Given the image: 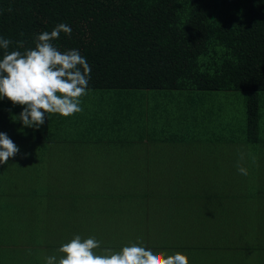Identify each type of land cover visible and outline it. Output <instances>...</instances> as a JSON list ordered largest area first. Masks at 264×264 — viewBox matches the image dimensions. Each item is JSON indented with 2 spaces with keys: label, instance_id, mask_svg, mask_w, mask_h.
<instances>
[{
  "label": "rangeland",
  "instance_id": "374dc122",
  "mask_svg": "<svg viewBox=\"0 0 264 264\" xmlns=\"http://www.w3.org/2000/svg\"><path fill=\"white\" fill-rule=\"evenodd\" d=\"M142 93L87 90L82 111L53 114L45 143L30 149L34 128L11 126L20 151L0 168L33 200L0 202L1 225L18 230L1 234L0 264L59 256L77 234L101 241L98 253L137 243L189 261L264 260V118L252 144L245 93L155 92L149 104ZM240 152L257 157L242 162L248 176Z\"/></svg>",
  "mask_w": 264,
  "mask_h": 264
},
{
  "label": "trees",
  "instance_id": "16d2710c",
  "mask_svg": "<svg viewBox=\"0 0 264 264\" xmlns=\"http://www.w3.org/2000/svg\"><path fill=\"white\" fill-rule=\"evenodd\" d=\"M59 23L69 25L72 34L61 32L53 44L61 52L77 49L86 58L91 67L88 90L113 91L123 98L143 91V102L148 104L155 92H242L246 141L258 143L264 118V0H0V37L13 41L9 52L34 48V34L51 32ZM20 40L24 48H18ZM3 53L0 49V59ZM5 100L0 104V132L8 135L22 121L17 119L20 112ZM149 111L151 105L143 106L144 132L149 129ZM51 120L52 115L46 116L22 146L44 144ZM10 173V168H0V202L24 200L28 206L33 196L22 193L21 197L18 186L7 178ZM14 173L26 174L15 168ZM6 208L0 203V214ZM1 221L0 217V236L18 232L3 227ZM189 262L247 264L245 260Z\"/></svg>",
  "mask_w": 264,
  "mask_h": 264
},
{
  "label": "clouds",
  "instance_id": "9594fccd",
  "mask_svg": "<svg viewBox=\"0 0 264 264\" xmlns=\"http://www.w3.org/2000/svg\"><path fill=\"white\" fill-rule=\"evenodd\" d=\"M61 32L70 37L72 28L59 23L51 32L34 34L35 47L24 52H9L13 41L0 37V49L4 50L0 59V99L7 98L13 105L23 107L17 117L23 126L39 129L46 116L68 117L82 111L81 97L87 94L91 67L79 50L61 52L54 46L53 41L59 39ZM16 43L18 48H24L23 40ZM19 151L11 138L0 132V164L8 163ZM246 156L252 164L257 163L251 152H240L237 171L243 176L249 175L242 163ZM100 246L101 241L95 237L82 238L77 234L57 249L59 256L44 257V264H190L189 257L181 252L166 255L137 243L118 251L105 248L98 253Z\"/></svg>",
  "mask_w": 264,
  "mask_h": 264
},
{
  "label": "crops",
  "instance_id": "0c3cea01",
  "mask_svg": "<svg viewBox=\"0 0 264 264\" xmlns=\"http://www.w3.org/2000/svg\"><path fill=\"white\" fill-rule=\"evenodd\" d=\"M1 100V99H0ZM143 100H145V98L143 99ZM2 101H3V99L1 100V102H0V104H2ZM3 105V104H2ZM2 105H0V106H2ZM1 114V113H0Z\"/></svg>",
  "mask_w": 264,
  "mask_h": 264
}]
</instances>
